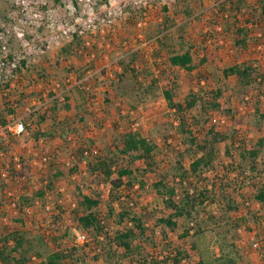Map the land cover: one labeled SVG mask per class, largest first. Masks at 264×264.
Masks as SVG:
<instances>
[{
	"label": "rangeland",
	"instance_id": "rangeland-1",
	"mask_svg": "<svg viewBox=\"0 0 264 264\" xmlns=\"http://www.w3.org/2000/svg\"><path fill=\"white\" fill-rule=\"evenodd\" d=\"M123 1L127 2V6L124 7L119 18L115 19L113 29L104 26V24L100 25L102 16L110 6V0L98 1L95 6V11L99 16L97 27L88 30L82 38L86 42L87 49L83 45L79 46L80 44L75 43L74 40L69 42L62 39L61 43L55 47L53 43V47L46 56L28 65L24 73L17 79V83H14L9 95L12 102L16 103L21 100L24 105L23 109L18 111V118L23 116L25 119L26 113L32 110H37L36 112L39 111L40 114H47L49 118L45 121H40V116L36 112L32 117L28 116L26 120L32 132L49 134L54 123L53 118L51 119L53 114L50 111L54 102V99L51 98L53 93L47 94L48 90L52 88V81H62L70 74L76 76L79 81L77 75H82L84 77L82 80H84L89 76L88 72L93 74L84 81L90 95L96 98L94 100L95 107L90 111L92 115L91 117L87 116L85 123L80 121L72 110L61 105L64 100L57 99L61 102L57 113V117L62 122L61 125L67 126V128L71 125L75 128L67 139L65 140L59 135L51 138L43 137L37 146V152L30 150L29 153L27 152L28 148H22L16 142L13 148V151L24 157L27 163L26 174L29 182L25 187L27 192L32 194L43 188L50 180L55 184V193L51 195L52 198L48 200L47 204L50 207L44 209L42 203L33 207L32 216L27 217V225L24 223L22 225V221L17 217L12 219V224L16 225L14 228L25 232L28 239L35 240V243L38 240H45L48 245L41 249L42 252H50L54 246L65 248L68 244H73L82 234L77 230L70 213L77 206L82 194L96 195V193H100L104 201L101 204V211H105L111 186L105 182L96 184L88 177L85 171V162H83L84 160L81 162L80 158L81 149H86V144L94 143L88 153L91 151L95 154H102L108 146L113 148L112 142L115 136L135 129L140 130L146 138L154 140L161 146L163 152L169 151L171 147L179 149L181 146L179 137L175 136V129L172 127L173 122L175 123V115L163 95V91L168 88L169 84L175 88L174 100L177 103L184 102L190 89L199 93L202 90L210 92L214 86L222 88L225 91V98L221 101L222 110L232 109L236 118L231 119L229 114L221 111L212 114L211 123L219 129L237 130L249 147H254L257 140L264 137V128L262 133H259L255 127L250 126L252 113L245 106L239 104L240 99L236 94L239 87L237 79L224 75L225 69L245 62L255 63L264 73V22L254 17L259 14L255 13V9H258V0H242L245 1V4L241 13L231 11V13L237 14L236 18L232 15L230 18H225L217 11L219 6L232 0H113L111 4L116 9V6H119ZM136 1L138 4L134 3ZM24 2L29 4L31 13L44 11L45 14L47 10H54L56 17L62 21L66 20L70 26L76 24L75 18L81 11L78 8L77 13L72 15L68 7L70 0H0V26L4 27L6 32L11 33L9 45L11 54L23 49L22 42L13 37L16 27L24 31L26 40L33 45L45 38L53 42L55 40V34L51 33L47 26H39L37 19H28V16L30 17L32 14L30 15V12L26 14ZM44 2L47 4L46 8L43 7ZM73 2L76 5L77 0H73ZM247 20L251 22L248 26L251 30L250 36L254 40L249 41L247 48L239 51L235 48L233 30L234 27L249 24ZM166 23L168 29L163 28ZM102 27L112 31L108 32V30L107 33L102 34L100 31ZM161 30H164L163 33L160 32ZM55 32H59L58 28ZM166 35L169 37L166 43L179 44L181 40H184L195 46L193 52L196 66L191 73L172 68L169 64L168 51H162L160 55L157 53L160 51L157 38ZM202 35L208 36L206 50L200 48ZM67 46H70V53L64 54L63 48ZM179 47L180 44L177 48ZM91 55L94 57L91 58ZM135 55L137 61L131 63V58ZM157 55L159 58L156 60ZM94 58L97 62V72L94 73L89 69L83 76L84 69H87L89 65L88 62ZM203 58H207L205 63H202ZM30 62H32V58H30ZM126 69L127 73H125ZM131 69L137 71L133 73ZM42 73H46L47 76H42ZM94 74L98 75L94 76ZM122 74H126L123 82L120 77ZM134 75L138 78L135 79ZM175 77L176 85H173ZM153 78H159L158 87L156 86L150 92H144L142 89L152 86ZM140 84H143V88ZM130 90H132L131 98L136 102L135 108L129 104L120 103L119 96L130 92ZM64 97H68L71 104L77 106L79 94L76 88L65 94ZM7 108V100L0 91V122L1 119H4L5 122L15 119L8 113ZM191 114V111L186 112L187 116ZM86 123L87 127H85ZM84 128L86 129L83 132ZM203 128L207 130L208 125H200L197 132H203ZM164 135H168L170 141L165 142ZM47 156L50 159L44 162L43 159ZM156 160L160 165L169 161V157L163 153ZM260 161L264 162V152ZM141 164L138 162L135 166H142ZM151 174L150 172L146 175L147 181L151 182ZM14 190L18 189L14 188ZM248 190L246 189L247 193L251 194ZM134 192L137 196V212L143 213L145 222L149 227H152L155 222L153 210L161 205L160 199L151 188L142 190L136 187ZM57 209H62L63 219L56 236H60L67 229L69 237L53 243V240L46 239L56 229L53 224L56 215L59 214ZM252 211L258 216L264 215V208L257 203L252 205ZM246 212L247 210L241 207L239 213L232 212L231 215L235 218ZM181 223L176 233H168V239L162 238L160 227L156 228L157 233L153 236L154 240H168L178 245V236L183 231ZM259 233L264 234L263 226L255 228L251 222L249 227H241L237 230L239 246L244 250L242 253L244 264H264L263 245L258 249L251 247L252 237L255 236L258 239ZM161 247V244L157 249L152 247L150 252L159 255L162 252ZM216 251L218 252V249ZM192 256L196 261L199 259L196 253ZM33 258L36 259H32L30 264L37 263V257ZM88 261L86 264L90 263Z\"/></svg>",
	"mask_w": 264,
	"mask_h": 264
},
{
	"label": "trees",
	"instance_id": "trees-1",
	"mask_svg": "<svg viewBox=\"0 0 264 264\" xmlns=\"http://www.w3.org/2000/svg\"><path fill=\"white\" fill-rule=\"evenodd\" d=\"M244 4L245 1L232 0L219 6L217 11L225 18L232 16L236 18L237 14L231 11L241 13ZM255 13L259 14L254 17L264 22V0H258V9H255ZM248 23L246 26L234 27L233 30L235 48L239 51L247 48L249 41L254 40L250 36L251 30L248 26L251 22ZM163 28L168 29L167 23ZM158 37L157 45L160 51L157 53L160 55L162 51H168L169 64L172 68L188 73L195 69L193 44L181 40L180 47L177 48L179 46L177 43H166L169 38L167 35ZM82 38L75 34L74 42L87 49ZM207 38V35L201 36L202 50H206ZM63 53L69 54L70 46L63 48ZM206 59L203 58L202 63H205ZM136 61L135 55L131 58V63ZM88 63L83 76L89 69L97 72L96 59ZM27 67L28 63L23 61L21 68L15 73L20 77ZM131 71L135 73L137 70ZM127 72L126 69L125 73ZM46 73L41 75L45 77ZM96 75L98 74H94ZM124 75L126 74L120 75L122 82ZM224 75L237 79L239 87L236 94L240 99L239 104L252 113L250 126L262 133L264 73L260 66L253 62H245L225 69ZM77 78L82 80L84 77L77 75ZM134 78L138 77L134 75ZM13 81L17 83V80ZM159 82V78H153L152 86L142 90L150 92ZM10 83L2 85L5 87L4 91L10 87ZM172 84L176 85V77ZM140 85L143 88V84ZM76 89L79 94L77 106L71 104L68 97L63 103L54 99L50 110L54 123L49 134L32 132L27 125V130L14 142L26 149L37 148L40 139L47 136L51 138L59 135L66 140L75 128L71 125L68 128L61 125L62 122L57 117L60 103L72 110L84 123L87 116L91 117L90 111L95 107L96 98L90 95L85 85ZM0 90L3 91L2 88ZM131 91L121 94L119 99L120 103L135 108L136 102L131 98ZM174 91L175 88L169 84L163 95L175 115L172 127L175 129V136L179 137L181 145L179 149L171 147L169 151L163 152L161 146L154 140L146 138L140 130L135 129L115 136L113 148L108 146L102 154L91 151L88 153L92 149L91 145H94L92 142L86 144V149H81L80 158L81 162L83 160L85 162L88 177L96 184L105 182L111 186L104 212L101 211V204L104 201L100 193L82 194L77 206L70 211L77 230L88 235L93 245L68 244L65 248L54 246L50 252H42L41 249L48 245L45 240H38L35 243V240L26 237L25 232L12 229L0 234V264H30L33 257H37L36 264H86L87 260L89 264H244L242 262L244 250L240 248L237 240L238 228L249 227L251 222L255 228L263 226L264 230V215L258 216L252 211L254 203L264 208V162L260 161L264 152V137L259 138L254 147H249L237 130L219 129L211 123L212 114L221 111L229 114L231 119L236 118L232 109L222 110L221 101L225 98V91L222 88L214 86L210 92L202 90L199 93L190 89L182 103L175 102ZM2 95L7 100L8 113L18 117V111L24 107L22 101L18 100L15 103L10 96ZM36 111L27 112L26 118L35 115ZM187 111H191L192 114L187 116ZM36 113L39 114L40 121L49 118L47 114H40L39 111ZM1 122L4 123V119H1ZM203 124L208 125L207 130L203 128L204 131L198 133V127ZM164 140L168 142L170 137L164 135ZM163 153L169 157V161L159 165L156 159ZM122 160L126 161L121 162ZM138 162H141L142 166L136 167ZM150 172L151 182L146 178ZM54 185L50 180L43 188L22 197V205L34 207L35 200L38 199L46 209L50 196L55 193ZM136 187L142 190L153 189L161 201V205L153 210L155 222L152 227L145 222L144 214L136 210L138 205L134 192ZM246 189H249L251 194H248ZM241 207L247 212L233 218L232 212L239 213ZM57 212L59 214L54 220L56 229L46 239L53 240V243L69 237L67 229L60 236H56L60 228L58 223L63 219L62 209H57ZM180 222L183 231L178 236V245L168 240H154L156 228L160 227L162 238L168 239L169 232L176 233L179 230ZM257 237L258 239L252 241L251 247L254 248V241L258 242L260 247L261 245L264 247V234L259 233ZM10 241H13V245H10ZM160 244L162 252L159 255L152 254L150 249L152 247L157 249ZM194 253L199 257L197 261L192 256Z\"/></svg>",
	"mask_w": 264,
	"mask_h": 264
},
{
	"label": "built area",
	"instance_id": "built-area-1",
	"mask_svg": "<svg viewBox=\"0 0 264 264\" xmlns=\"http://www.w3.org/2000/svg\"><path fill=\"white\" fill-rule=\"evenodd\" d=\"M98 1L101 0H77L75 5L73 0H70L68 7L70 8L72 15L77 13L78 8L81 9L75 18L76 24H74V26H70L66 20L62 21L61 19H58L54 10H47L45 11V14L43 13L44 11L31 13L29 11V4L24 2V11L26 14H29V12L30 15L32 14V16H28V19H37L39 26H47V28L50 29V32L55 34V40L53 42L45 38L40 40L36 45H33L26 40L24 31L16 27L13 37L22 42L23 49L11 54L9 47L11 33L6 32L4 27L0 26V89H3V91H0L2 94L7 97L9 96L14 85L13 79L17 80L19 78V75L15 73V71L21 68L23 61H26L28 65L35 63L37 59L42 58L49 53V50L53 47V43L55 47L61 43L62 39L72 42L75 34L84 37L88 30L96 29V23L99 21V16L95 11V6ZM112 2L113 0H110V6H108L107 11L104 13V16H102L100 22V25L104 24V26H107L110 29L115 27V19L119 18L123 13L124 7L127 6V2L123 1L119 6H116L115 9L113 4H111ZM134 3L138 4L137 1ZM46 5V2H44L43 7L46 8ZM57 28L59 32L56 33L55 30H57ZM110 29L102 27L100 31L102 34H105L108 30V32L112 31ZM93 57L94 55H91V58ZM30 58H32V62H30ZM87 74L89 75L87 78L93 75L89 74V72ZM87 78L77 81L76 76L70 74L62 81H52V88L48 90L47 94L51 92L54 94L53 97H51L52 99L56 98L62 101L65 99V94L70 93L76 87L84 86V81ZM11 81L12 83H10ZM9 83L10 87L4 91L5 87H2V85ZM44 89L46 91V88ZM26 121V117L24 119L22 116L19 118L15 117V119L8 121L6 120L4 123L0 122V234L4 231L8 232L12 231V229H16L14 228L16 225L12 224L13 217L20 219L22 225H27V217L30 218L32 216L31 211L33 207L23 206L21 203V198L30 194L25 188L29 183L26 174L27 163L24 157L19 155L16 151H13L15 146L14 140L27 130V125L29 126ZM30 150L37 152L36 150H38V148H28L27 152L30 153ZM49 159L50 157L47 156L44 157L43 161L47 162ZM14 188H17L18 190H14ZM50 198H52V196H50ZM2 199L4 200L2 201ZM41 203L40 200L36 199L34 207L39 206ZM47 207L50 206L47 205ZM58 225H60V223H58ZM252 240H256V238L252 237ZM92 243V240H90L89 236L86 234H80L73 242L75 246L83 244H89L91 246L93 245ZM10 245H13V241H10ZM253 247L258 249L260 248V245L258 242L254 241ZM33 259L35 260L36 258Z\"/></svg>",
	"mask_w": 264,
	"mask_h": 264
}]
</instances>
